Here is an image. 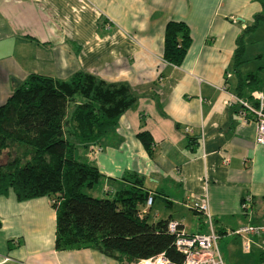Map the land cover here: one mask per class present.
<instances>
[{
    "label": "crops",
    "instance_id": "obj_1",
    "mask_svg": "<svg viewBox=\"0 0 264 264\" xmlns=\"http://www.w3.org/2000/svg\"><path fill=\"white\" fill-rule=\"evenodd\" d=\"M261 10L260 0H0V102L31 72L67 79L82 71L127 83L134 104L97 144L77 150L101 174L99 192L117 197L134 185L123 178L133 173L152 196L139 207L148 222L206 232L205 217L188 203L206 198L215 229L231 234L264 221V145L233 93L239 77L257 70L256 90H264V65L232 66L237 37ZM170 20L189 30L179 65L162 58ZM140 131L153 140L152 156ZM54 236L48 196L0 194V264H120L93 248L56 250Z\"/></svg>",
    "mask_w": 264,
    "mask_h": 264
},
{
    "label": "trees",
    "instance_id": "obj_2",
    "mask_svg": "<svg viewBox=\"0 0 264 264\" xmlns=\"http://www.w3.org/2000/svg\"><path fill=\"white\" fill-rule=\"evenodd\" d=\"M260 3L262 10L236 39L232 65L236 72L244 62V35L264 25L262 0ZM189 45L186 24L168 21L163 60L179 65ZM257 71L239 77L233 89L237 97L252 101L251 93L259 91ZM135 101L136 95L127 83L106 82L77 71L67 79L31 72L0 102V153L11 152L0 164V194L11 189L18 201L48 196L55 210L56 250L93 248L120 264L159 253L173 263L182 262L183 256L174 246L175 235L167 229L170 219L148 222L139 215L148 193L136 174L123 176L134 185L117 197H95L84 192L98 182L101 174L93 164L80 160L77 150L97 144ZM69 104L72 107L67 119ZM136 136L152 156L150 134L140 131ZM263 257L260 251L259 264Z\"/></svg>",
    "mask_w": 264,
    "mask_h": 264
},
{
    "label": "built area",
    "instance_id": "obj_3",
    "mask_svg": "<svg viewBox=\"0 0 264 264\" xmlns=\"http://www.w3.org/2000/svg\"><path fill=\"white\" fill-rule=\"evenodd\" d=\"M106 28L109 26L106 25ZM252 101L246 98L234 96V101L241 107V115L249 114L255 124L256 144L264 145V92L253 91L251 93ZM226 161V158H224ZM249 198H245L241 203L242 210H245ZM151 203V196L146 199V205ZM192 210L201 213L207 223L206 232L185 233L178 228L179 223L175 220H169L167 229L175 235L174 246L182 254L181 263H173L163 253L152 257L141 259L129 264H224L221 254L217 248V239L220 235L216 232L213 225L208 201L206 198H193L188 201ZM242 238L241 247L243 251H251L255 245L264 252V221L260 223L246 222L230 232ZM255 239H260L257 241ZM260 264H264V257Z\"/></svg>",
    "mask_w": 264,
    "mask_h": 264
},
{
    "label": "rangeland",
    "instance_id": "obj_4",
    "mask_svg": "<svg viewBox=\"0 0 264 264\" xmlns=\"http://www.w3.org/2000/svg\"><path fill=\"white\" fill-rule=\"evenodd\" d=\"M244 53L243 58L245 61L241 64V70H257L260 66L264 65V25L260 24L253 32L244 35ZM259 54V56H257ZM264 69V68H263ZM263 74V71L261 75ZM71 106L68 107L69 118ZM11 152L2 151L0 153V164H4L8 155ZM78 155V151L76 152ZM78 157V156H77ZM99 182H96L90 189H85L84 192L88 195L111 198V195H102L99 192ZM235 234H228L220 236L217 239V248L221 254L224 264H254L256 262L257 248H252L251 251H243L241 248V240ZM235 240V242H233Z\"/></svg>",
    "mask_w": 264,
    "mask_h": 264
}]
</instances>
